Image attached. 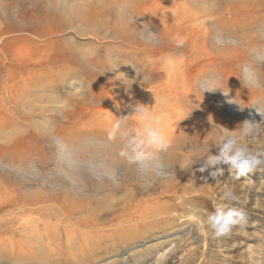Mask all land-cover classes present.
I'll return each instance as SVG.
<instances>
[{
	"label": "rangeland",
	"instance_id": "1",
	"mask_svg": "<svg viewBox=\"0 0 264 264\" xmlns=\"http://www.w3.org/2000/svg\"><path fill=\"white\" fill-rule=\"evenodd\" d=\"M258 55L264 0H0V264H264V166L190 164L245 120L260 123L250 147L264 146ZM245 65L261 87L244 85ZM137 105L171 141L151 184L108 137L116 119L139 127ZM225 186L243 217L217 236L206 221Z\"/></svg>",
	"mask_w": 264,
	"mask_h": 264
},
{
	"label": "clouds",
	"instance_id": "2",
	"mask_svg": "<svg viewBox=\"0 0 264 264\" xmlns=\"http://www.w3.org/2000/svg\"><path fill=\"white\" fill-rule=\"evenodd\" d=\"M138 31L140 32V38L145 43H158V34L150 31L147 24H144L143 28ZM174 39L178 44L183 43L182 37L176 36ZM215 42L221 45L224 43V39L221 36H217ZM257 58L264 59V56L258 55ZM117 67L118 64L114 70ZM241 72L242 80L246 87H261L259 76L252 66H243ZM217 83L218 81L216 80H203L199 82V87L203 90V93L205 91L212 92L220 89L216 86ZM77 91L79 92L80 89H77ZM134 115L138 117L139 127L134 130L125 128V121L116 119L110 124L108 137L109 139H114L117 135L122 137L123 145L119 151V156L128 164L135 165L145 183L151 184L156 179L165 175L164 166L159 160L158 154L165 151L171 141L155 123L154 117L150 114L147 106L137 105ZM259 124L248 120L243 121L240 124L238 132L229 131V133L219 137L214 145L218 149L217 154H211L208 148L206 150L207 154L201 156L198 162L190 161L191 167L203 161V165L199 168V171L203 172L209 167L224 164L228 166L229 172L235 173L237 177L244 176L261 168L264 166V146L253 149L248 142L249 140L251 142L258 141ZM57 144L62 150H66L67 146L62 142L57 141ZM222 171V169L217 168L210 175L216 177ZM98 175L100 177L106 176L113 182L117 179L115 171L105 169L103 166L100 167ZM221 198L225 203L218 207L214 213L209 214L206 221L207 227L217 236L230 232L234 226L241 223L243 217L242 212L238 209L227 206L233 202H239V197L236 196L231 188L225 186ZM198 227L203 228L204 224L202 222L198 223Z\"/></svg>",
	"mask_w": 264,
	"mask_h": 264
},
{
	"label": "bare ground",
	"instance_id": "3",
	"mask_svg": "<svg viewBox=\"0 0 264 264\" xmlns=\"http://www.w3.org/2000/svg\"><path fill=\"white\" fill-rule=\"evenodd\" d=\"M200 206H201V207H200ZM206 208H207V202L203 203L202 205H201V203H199L198 206H197V208H195V212H194V213H195L197 216H199V218H200V216H204V214L206 213ZM263 246H264L263 243L260 244V245L258 246V251H261ZM252 251H253V249H252ZM251 258H252V257H251ZM258 258H259V256H258ZM256 259H257V258H256ZM254 261H255V260H254ZM258 261H260V259H259ZM261 262H262V261H261ZM256 263H258L257 260H256Z\"/></svg>",
	"mask_w": 264,
	"mask_h": 264
}]
</instances>
